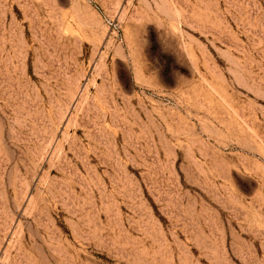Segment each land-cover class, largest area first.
Returning <instances> with one entry per match:
<instances>
[{"label":"rangeland","instance_id":"rangeland-1","mask_svg":"<svg viewBox=\"0 0 264 264\" xmlns=\"http://www.w3.org/2000/svg\"><path fill=\"white\" fill-rule=\"evenodd\" d=\"M0 264H264V0H0Z\"/></svg>","mask_w":264,"mask_h":264}]
</instances>
